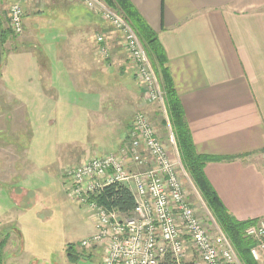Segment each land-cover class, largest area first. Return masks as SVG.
I'll use <instances>...</instances> for the list:
<instances>
[{
	"label": "crops",
	"instance_id": "0c3cea01",
	"mask_svg": "<svg viewBox=\"0 0 264 264\" xmlns=\"http://www.w3.org/2000/svg\"><path fill=\"white\" fill-rule=\"evenodd\" d=\"M129 1L164 50L195 152L216 159L204 166L210 185L233 218L264 219V170L257 162L264 155V0ZM22 12L24 35L40 40L49 56V41H57L53 55L59 58L52 57L55 69L42 82L39 70L30 68L32 60L37 62L33 55L11 53L0 66L7 90L31 95L42 91L44 84L45 89L57 91L59 105L68 106L84 104L78 96L88 94L86 101L92 98L88 113L94 116L103 105L102 95L96 94L103 90L97 85V70L108 74L119 63L113 54L125 53L120 68L135 73L120 34L102 31L110 26L79 1L28 0ZM96 35L103 36L108 49L104 60ZM38 99L49 101L41 94ZM13 189L7 185L6 194L12 197ZM20 230L17 236L2 239V264H30Z\"/></svg>",
	"mask_w": 264,
	"mask_h": 264
},
{
	"label": "rangeland",
	"instance_id": "374dc122",
	"mask_svg": "<svg viewBox=\"0 0 264 264\" xmlns=\"http://www.w3.org/2000/svg\"><path fill=\"white\" fill-rule=\"evenodd\" d=\"M9 7V0H0V27L3 29L9 27ZM45 24L42 21L41 28ZM108 30L113 29L102 27V31L108 33ZM39 42L31 36L26 37L23 32L7 35L1 46V63L5 64L8 55L13 52L25 57L33 55L37 62L32 60L30 68L39 70L41 81H47L49 65L53 62L49 64V59L38 52L43 49L41 43V47L37 46ZM116 50L120 51L117 46ZM123 55L113 54L120 64L112 66L108 74H100L97 70V85H101L105 93L100 89L96 91L97 95H102L103 105L94 116L88 113L92 103V98L86 101L90 98L88 94L78 96V99H84L82 105H59L57 91L45 89L44 84L42 91L34 90L27 95L23 90L16 92L4 88L3 77L0 76V240L7 235L17 236V228L21 229L30 264L101 263V250L81 247V242L92 235L93 224L85 209L66 197L62 175L71 165L107 155L121 157L128 153L132 124L137 113L148 117L170 158L176 156L175 151L178 153L174 135L171 141L172 129L167 114L163 111L164 97L163 107L147 102L145 90L135 75L125 73L124 68L121 70ZM53 56L57 57L52 54L51 61H55ZM28 62L27 58L22 59L26 67H29ZM150 66L162 90L151 62ZM40 94L49 101L38 99ZM257 162L264 170L263 154L258 156ZM131 170L144 171L145 168L133 167ZM187 176L184 188L188 199L199 219L214 231L218 225L188 173ZM7 185L14 187L10 190L12 197L6 194ZM69 245L73 246V262L66 256ZM188 249L185 259L193 257ZM7 256L4 253L5 259Z\"/></svg>",
	"mask_w": 264,
	"mask_h": 264
},
{
	"label": "built area",
	"instance_id": "2783aa9c",
	"mask_svg": "<svg viewBox=\"0 0 264 264\" xmlns=\"http://www.w3.org/2000/svg\"><path fill=\"white\" fill-rule=\"evenodd\" d=\"M26 1L13 0L10 4L9 27L14 34L22 33V4ZM77 1L120 34L147 102L162 106L163 91L128 22L101 0ZM95 43L100 56L107 58L103 36L96 35ZM132 129L128 153L74 164L62 175L66 197L83 207L93 224L92 235L81 242V247L101 250L100 264H162L166 256L174 264H242L221 229L215 226L210 230L197 216L184 188L188 176L177 151L174 158L169 157L141 112L134 116ZM133 167L145 170L133 172ZM112 184L123 185L132 193L135 206L130 215L97 202L103 189ZM244 236L254 242L250 249L253 260L264 264V219L249 225ZM188 248L192 260L185 259Z\"/></svg>",
	"mask_w": 264,
	"mask_h": 264
},
{
	"label": "trees",
	"instance_id": "16d2710c",
	"mask_svg": "<svg viewBox=\"0 0 264 264\" xmlns=\"http://www.w3.org/2000/svg\"><path fill=\"white\" fill-rule=\"evenodd\" d=\"M103 1L109 6V8L111 7L112 10L115 9L114 11H117V13L128 22L133 31H135L140 43L147 53L151 64L155 68L164 94L165 110L175 138L180 161L189 174L194 185L200 192L203 201L210 210L218 227L232 244L242 264H259L253 260L250 254V249L254 245V242L244 236V230L249 225L255 224L257 221H239L233 218V216L228 213L217 196L215 190L207 180L204 174V166L207 162L216 159L213 157L197 154L194 150L191 137L184 121L181 104L175 92L170 73L165 66V53L156 34L151 30L149 25L145 22V20L141 17L129 0ZM7 20L9 24V17ZM11 32L12 31L10 27L4 29L0 27V48L2 45H4L7 35H11L13 33ZM40 43L41 42L37 43V46L41 47L42 44L40 45ZM48 44L50 45L52 54L55 52V49L59 48V43L57 41H49ZM44 46L45 45H43V49L39 50L38 52H42L41 54H44V56L49 59V64L51 62L54 63V61H51L50 58L52 54L47 57L48 53ZM53 63H51L52 65L50 64L51 66L49 65V70H51L52 66L55 68ZM96 199L98 203L103 204L108 208L115 209L123 215H130L135 206L132 193L125 186L120 184H112L105 187L102 193ZM4 244L5 241H0V264H2V249ZM66 256L71 262H73L74 256L72 245L67 247ZM162 264H174V262L170 256H166Z\"/></svg>",
	"mask_w": 264,
	"mask_h": 264
},
{
	"label": "water",
	"instance_id": "95a60500",
	"mask_svg": "<svg viewBox=\"0 0 264 264\" xmlns=\"http://www.w3.org/2000/svg\"><path fill=\"white\" fill-rule=\"evenodd\" d=\"M0 66H1V48H0Z\"/></svg>",
	"mask_w": 264,
	"mask_h": 264
}]
</instances>
